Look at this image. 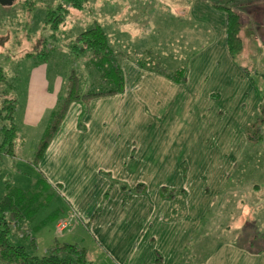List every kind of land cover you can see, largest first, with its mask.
Returning a JSON list of instances; mask_svg holds the SVG:
<instances>
[{
	"label": "crops",
	"instance_id": "0c3cea01",
	"mask_svg": "<svg viewBox=\"0 0 264 264\" xmlns=\"http://www.w3.org/2000/svg\"><path fill=\"white\" fill-rule=\"evenodd\" d=\"M108 3L110 42L127 53L123 91L86 107L71 103L31 163L62 196L57 211L72 219L54 239L77 243L99 264H264V180L247 184L233 176L247 147L264 135V124L258 141L244 130L262 94L244 63L229 56L226 13L214 5L240 15L242 57L246 42L264 49V0ZM166 10L179 40L184 34L207 42L185 56L178 68H185L184 81L154 69L159 48L145 37L165 25ZM170 43L163 60L183 49L176 39ZM145 56L152 63L140 66ZM48 95L42 109L53 107ZM253 162L262 168L263 154Z\"/></svg>",
	"mask_w": 264,
	"mask_h": 264
},
{
	"label": "rangeland",
	"instance_id": "374dc122",
	"mask_svg": "<svg viewBox=\"0 0 264 264\" xmlns=\"http://www.w3.org/2000/svg\"><path fill=\"white\" fill-rule=\"evenodd\" d=\"M58 2L59 0H0V67L4 74V77H0V105L3 91L17 101L15 158L4 156L2 159L0 197L5 192L4 181L8 179L12 186L29 193L38 192L41 194L40 200L45 199L47 205L39 209L33 218L24 221L28 228L35 230L33 234L37 239V247L30 248L27 237L15 230L9 236L13 243L25 245L29 252L37 256L45 253L54 237H59L56 234V220L62 217H64L62 219H72L65 217L64 213L66 212L62 214V210L61 212L57 211L63 198L59 195V191L45 189L44 179L40 178V173L30 162L33 150L48 125L51 112L58 107L63 97L65 82L70 72L75 71L84 78V89H88L92 85V77L88 75L87 71L89 65L86 64V58L69 49L73 38L89 29L94 20L101 24L110 37L108 6L111 4L108 3L109 0H89L79 10H69V13L65 15L64 23L55 32L53 48L49 49L44 58L38 59L35 55L41 40L52 33L50 25L45 21L46 14L48 10L55 9ZM168 12L169 10H166L165 25H160V29L158 26H154L155 31L149 30L145 37L148 43H154L156 49L159 48L158 52L154 49L152 57L160 52L161 65L165 69L177 71L176 69L182 67L184 63L187 64L188 58L185 59L187 54L194 53L196 49H200L207 42L202 40L186 41L188 35L184 34L181 36L183 41L179 40V35L174 31V25L171 24L173 17ZM183 29L185 31V27ZM171 39H176L180 46L182 43L183 49L174 51L176 52L175 56L173 52L168 53L169 57L163 60L161 55L163 47L167 52L173 50ZM112 45L115 44L112 43ZM246 45V55L240 57L239 54L237 59L243 62L248 69L264 74V49L254 42L251 44L246 42ZM133 57L142 58L137 53ZM146 57H144L146 60L152 58ZM254 79L259 92L264 97V78L254 75ZM37 83L40 84L38 88H36ZM45 93L49 94L48 97H51V101L54 103L52 108L42 109V104H45L43 96ZM30 97L34 98V102L29 103ZM256 154H263L264 157V135L259 144L255 146L251 144L247 147L243 156L245 160L238 164L233 176L239 177V180H246L247 184L252 180L263 183L264 166L259 168L257 163L255 165L253 160ZM35 225H39V227L35 229Z\"/></svg>",
	"mask_w": 264,
	"mask_h": 264
},
{
	"label": "trees",
	"instance_id": "16d2710c",
	"mask_svg": "<svg viewBox=\"0 0 264 264\" xmlns=\"http://www.w3.org/2000/svg\"><path fill=\"white\" fill-rule=\"evenodd\" d=\"M88 1L59 0L55 9L48 10L45 21L50 25L52 33L41 40L35 55L38 59L44 58L49 49L53 48V40L56 37L55 32L64 23L65 15L69 13V10H79ZM214 5L226 13L225 47L229 56L237 60L238 55L243 50V41L240 36V15L233 7L222 4ZM69 49L71 52L86 58V64L89 65L87 71L88 75L92 77V85L90 88L84 89V78L75 71L70 72L65 82L63 97L58 107L51 112L49 123L35 147L34 156L31 160L32 164H36L44 154L71 103L79 102L86 107L91 99L118 94L124 88L121 62L126 58L127 53L112 46L107 33L98 21L94 20L89 29L74 37ZM144 61L147 62V60L142 62L139 60V65L144 66ZM148 62L150 61L148 60ZM153 65L157 72L173 81H184L186 78L185 68L174 71L165 69L160 62H154ZM241 69L253 81L255 80L254 75H260L264 78V74L250 70L248 67H241ZM0 77H4L1 67ZM262 97L263 95L258 106V113L244 129L247 139L253 142L260 139L261 128L264 124V97ZM16 109L17 101L3 91L0 105V169L4 156L15 157ZM4 183L5 192L0 197V264H99L88 259L86 249L77 243L54 239L46 248L45 253L40 256L29 252L25 245L13 243L9 236L15 230L22 236L27 237L30 248L35 249L37 247V239L33 234L35 230L28 228L24 221L33 218L39 209L47 203L45 199L40 200L39 196L41 194L38 192L23 191L12 186L8 179ZM45 184V189L51 190L46 181ZM59 220H66L69 224L68 219L60 218L57 219L56 224ZM38 227L39 225H35V229Z\"/></svg>",
	"mask_w": 264,
	"mask_h": 264
},
{
	"label": "built area",
	"instance_id": "2783aa9c",
	"mask_svg": "<svg viewBox=\"0 0 264 264\" xmlns=\"http://www.w3.org/2000/svg\"><path fill=\"white\" fill-rule=\"evenodd\" d=\"M68 222L66 220H59L56 224L57 232H61L67 227Z\"/></svg>",
	"mask_w": 264,
	"mask_h": 264
}]
</instances>
